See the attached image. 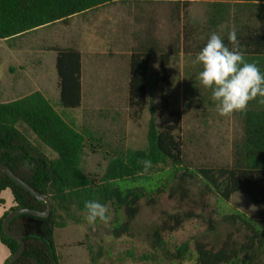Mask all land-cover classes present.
<instances>
[{
	"label": "trees",
	"instance_id": "1",
	"mask_svg": "<svg viewBox=\"0 0 264 264\" xmlns=\"http://www.w3.org/2000/svg\"><path fill=\"white\" fill-rule=\"evenodd\" d=\"M118 1L169 2L181 5L177 14L189 3L209 2L214 9L208 18L212 29L228 20L224 3L248 7L245 19L251 26L236 16L235 31L245 60L256 63L264 73V0H0V41H9ZM229 31L227 28L221 37L231 48ZM196 35L192 29L181 30L172 51L186 53L192 50L187 43H194L199 52L209 37L199 45ZM133 40L128 63L127 107L149 112L146 145L137 150L117 146L108 155L105 172L99 178L86 174L81 167L86 146L92 148L94 138L67 121L41 93L33 92L0 103V165L8 167L52 203L47 218L20 215L9 222V230L25 244L23 254L14 264H58L55 232L84 222L86 200H97L109 207L112 219L108 225L113 237L118 239L131 234L142 206L154 207L165 195L170 197L175 190L191 185H197L202 196L214 197L222 203H227L236 193L246 195L256 210L257 219L253 221L235 211L222 213L220 218L224 223L243 229L245 235L241 242L227 238L217 250L196 241L167 248L162 235L175 231L182 220L173 218L170 224L163 222L160 229L153 230L152 236L168 264H264V105L258 98L249 103L246 113H235L241 136L233 145L229 166L186 164L183 144L176 136L178 122L159 130L155 123L156 109L147 98L162 85L159 110L170 109L168 66L172 54L163 51L149 28L134 34ZM50 50L55 54L60 107L63 110L81 108V52L75 47L55 46ZM157 52L159 70L151 72V56ZM173 115L178 120V112ZM44 148L55 156L48 157ZM142 159L152 161L153 166L147 172L138 163ZM6 189L15 206L0 218V242L11 257L19 246L2 232L5 216L17 209L44 212L46 206L0 171V193ZM89 251L90 263L99 264L100 253L95 258ZM140 260L149 258L144 256Z\"/></svg>",
	"mask_w": 264,
	"mask_h": 264
},
{
	"label": "rangeland",
	"instance_id": "2",
	"mask_svg": "<svg viewBox=\"0 0 264 264\" xmlns=\"http://www.w3.org/2000/svg\"><path fill=\"white\" fill-rule=\"evenodd\" d=\"M222 6L229 17L215 29L208 24L209 16L214 14L209 2L189 3L177 14L181 5L169 2L118 1L36 32L0 41V103L33 92L41 93L59 114L94 138L93 147L86 146L81 167L91 177H101L108 155L117 146L144 149L149 112L147 109H129L124 88L121 93L117 92L116 99L103 101L97 109L93 108L90 94L85 90L81 108L63 110L59 105L55 54L50 48L58 45L76 47L84 58L90 50L97 51L98 57L100 54L108 55L110 59L118 57L124 72V58L134 45V34L149 28L163 51L172 54L168 66L170 111L159 110L162 85L147 97L156 109L157 128L161 130L178 122L176 136L183 144L186 164L193 167L229 166L233 145L241 136L239 119L235 114L231 118L219 116L209 90L199 83L197 76L201 66L192 64L198 53L196 44L187 43L192 50L186 53L172 51L176 37L183 29L194 30L196 43L200 45L212 32L222 36L227 28L235 29L236 16L251 24L245 19L248 7L233 2ZM84 68L86 79L89 69L86 64ZM151 68L157 72L158 60ZM175 112L179 114L178 120L173 117ZM44 152L50 158L55 156L46 148ZM182 189L175 190L170 197L165 195L154 207L142 206L128 236L116 239L109 225L100 222L95 227L89 226L85 214L81 225L71 224L56 230L58 264H91L89 250L95 258L100 253L99 264H168L152 236L153 230L160 229L163 222L170 224L173 218L182 220L179 228L162 235L167 248L196 241L217 250L227 238L241 242L245 235L243 229L224 223L220 218L222 213L235 211L253 221L257 219L250 198L242 193H236L227 203H222L214 197L202 196L197 185ZM144 256L149 260H140Z\"/></svg>",
	"mask_w": 264,
	"mask_h": 264
},
{
	"label": "clouds",
	"instance_id": "3",
	"mask_svg": "<svg viewBox=\"0 0 264 264\" xmlns=\"http://www.w3.org/2000/svg\"><path fill=\"white\" fill-rule=\"evenodd\" d=\"M227 38L231 48L218 33L212 32L192 64L201 66L197 79L202 87L211 90L218 115L231 118L235 113H246L249 103L258 98L264 105V73L256 63L245 60L234 28ZM138 163L144 172L153 166L150 159ZM84 209V219L89 226L95 227L98 221L104 225L111 222L109 207L97 200H86Z\"/></svg>",
	"mask_w": 264,
	"mask_h": 264
},
{
	"label": "crops",
	"instance_id": "4",
	"mask_svg": "<svg viewBox=\"0 0 264 264\" xmlns=\"http://www.w3.org/2000/svg\"><path fill=\"white\" fill-rule=\"evenodd\" d=\"M47 27L49 26L40 27L31 32H36L38 30ZM58 47L67 48L59 45ZM99 57H98V52L95 50H90L86 58H84L82 54V58H81L82 105L84 102L85 90H87L90 94L93 108L97 109L103 105V101L108 99L111 100L116 99L117 92L119 91L121 93L123 88H124V98L127 105V98H128L127 91H128V82H129V76H128L129 54H127L124 58V72L122 70L123 69L122 63L119 61L120 59L118 57H112L113 60L112 58L110 59L108 55L105 57L104 54H100ZM151 57H152L151 66L155 62V60H158V70H159V52H157L156 56L152 55ZM110 60L111 62H109ZM85 64L88 66L89 69V71L87 72L88 76L86 79H85V68H84ZM84 83H86V86L84 85ZM56 84H57V75H56ZM66 120L72 123L70 120L68 119ZM72 124L74 125V123ZM0 199L2 200V204H0V218H1L6 212L12 209L15 206V204L10 191L7 189L0 193ZM9 257H10L9 251L0 242V264H5Z\"/></svg>",
	"mask_w": 264,
	"mask_h": 264
},
{
	"label": "water",
	"instance_id": "5",
	"mask_svg": "<svg viewBox=\"0 0 264 264\" xmlns=\"http://www.w3.org/2000/svg\"><path fill=\"white\" fill-rule=\"evenodd\" d=\"M0 171L4 172L16 185L20 186L22 189L27 191L30 195H32L36 200L43 202L46 206V210L44 212H39L35 210L30 209H17L10 211L2 222V232L7 237L17 242L18 244V250L10 257L7 264H14L20 256L23 254L25 249V244L22 241L21 237L18 235L12 233L9 230L8 224L9 222L20 215H30L37 218H47L50 215L51 212V206L52 203L49 198L39 194L36 192L32 187H30L27 183H25L23 180L18 178L8 167L0 165Z\"/></svg>",
	"mask_w": 264,
	"mask_h": 264
}]
</instances>
